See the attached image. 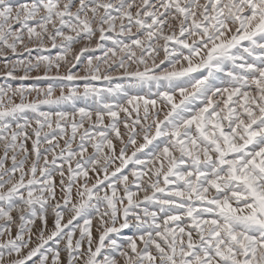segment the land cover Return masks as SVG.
Listing matches in <instances>:
<instances>
[{
    "label": "snow or ice",
    "instance_id": "obj_1",
    "mask_svg": "<svg viewBox=\"0 0 264 264\" xmlns=\"http://www.w3.org/2000/svg\"><path fill=\"white\" fill-rule=\"evenodd\" d=\"M0 81V264H264V0H0Z\"/></svg>",
    "mask_w": 264,
    "mask_h": 264
},
{
    "label": "rangeland",
    "instance_id": "obj_2",
    "mask_svg": "<svg viewBox=\"0 0 264 264\" xmlns=\"http://www.w3.org/2000/svg\"><path fill=\"white\" fill-rule=\"evenodd\" d=\"M34 75H35V73H34ZM0 82H2V81H0Z\"/></svg>",
    "mask_w": 264,
    "mask_h": 264
}]
</instances>
